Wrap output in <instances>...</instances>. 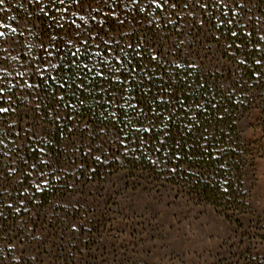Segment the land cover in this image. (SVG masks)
Listing matches in <instances>:
<instances>
[{
  "label": "trees",
  "instance_id": "trees-1",
  "mask_svg": "<svg viewBox=\"0 0 264 264\" xmlns=\"http://www.w3.org/2000/svg\"><path fill=\"white\" fill-rule=\"evenodd\" d=\"M253 1L246 0L243 11L230 5L204 13L189 9L191 16L173 13L169 17L167 10H154L146 0L137 4L88 0L90 6L79 11L69 0L63 5L57 0L55 6L52 0H3L0 87L4 92L0 93V107L9 111L0 113V160L8 157L12 162L9 169L20 175L18 187L12 190L18 195L12 200L16 212L4 210L8 217L13 215L11 226L16 214L37 197L19 195L38 175L40 147L50 156L47 160L54 161L48 173L60 162L76 161L90 170L87 177L92 181L103 182L124 172L127 178L165 184L197 196L206 205L240 213L247 206L243 180L250 161L237 128L238 116L251 106L255 91H264V62L255 63L264 52L254 47L259 44L264 49L260 0L254 1L257 20L242 22L244 9ZM237 10L243 15L235 14ZM169 18L174 22L169 23ZM218 21H223L219 27ZM187 22L192 26L194 47L181 43ZM77 25L90 30L96 40L90 39L83 47L78 42L66 44L61 37H72L79 30ZM204 26L210 34L202 33ZM53 35L56 40H50ZM77 47L81 51L73 56ZM241 59L245 63H239ZM73 61L95 66L93 72L99 68L108 79L83 69L75 82L60 88L62 81L52 77L71 72ZM112 76L127 83L121 85ZM82 80L89 91L77 89ZM25 81L34 87L29 89ZM111 93H116L115 98ZM61 96L63 100L57 103ZM113 112L115 116L110 115ZM85 123L95 125V136ZM43 125L38 138L37 130ZM144 126L149 130L143 131ZM100 128L105 132L100 133ZM75 138L80 141L76 152L63 151L65 143L75 146ZM34 163L35 169L31 167ZM3 173L0 170L3 177L10 175ZM53 191L51 187L38 192L37 202L48 199Z\"/></svg>",
  "mask_w": 264,
  "mask_h": 264
},
{
  "label": "rangeland",
  "instance_id": "rangeland-1",
  "mask_svg": "<svg viewBox=\"0 0 264 264\" xmlns=\"http://www.w3.org/2000/svg\"><path fill=\"white\" fill-rule=\"evenodd\" d=\"M254 1L244 9V24L258 18ZM184 24L183 43L194 47L191 23ZM259 28L264 31V25ZM202 33L210 34L207 26ZM252 102L237 122L250 161L243 180L247 206L240 213L206 205L165 184L127 178L124 172L92 181L90 170L76 161L60 162L48 173L50 161L40 164L38 173L44 176L34 179L39 187L32 181L19 196L54 191L42 202L35 197L16 214L12 227L13 215L4 210L14 209L18 195L12 190L20 175L9 169L8 157L2 158L0 170L10 175L0 174V220L6 221L0 223V264H264V91H255ZM44 127L37 130L38 138ZM74 142V147L65 143L63 151L74 154L80 141ZM39 151L40 159L50 157L44 147Z\"/></svg>",
  "mask_w": 264,
  "mask_h": 264
},
{
  "label": "snow or ice",
  "instance_id": "snow-or-ice-1",
  "mask_svg": "<svg viewBox=\"0 0 264 264\" xmlns=\"http://www.w3.org/2000/svg\"><path fill=\"white\" fill-rule=\"evenodd\" d=\"M3 0H0V3H2ZM59 4L63 5L65 3V0H58ZM104 3L107 2V0H103ZM121 2H123V0H121ZM131 2L133 4H137L139 2V0H131ZM146 2L151 5L154 6V10H160L162 13L165 12V10H167V14L170 17L171 14L175 13L176 16L181 17L184 15H192L191 11H186L189 9H199L201 10L202 13L207 12V10L209 8H216V9H228L230 5L234 6L235 8L240 9L241 11H243V8L245 6L246 0H146ZM53 6H55V4L57 3V0H52ZM69 3L71 5H76L77 6V11H79L81 8H85V7H89V2L88 0H69ZM67 9H65L66 11ZM95 10V9H94ZM140 12H144L145 11V7L144 5H140L139 8ZM75 14V13H74ZM149 15H151V13H149ZM224 15H227V12H224ZM81 20H85L84 16H80ZM92 19H95V17H92ZM151 22V21H149ZM169 23H173L174 21H172L170 18L168 19ZM73 23H75V21H73ZM86 23V21H85ZM223 21H218L217 23V27L220 26V24H222ZM228 23H232V20H229ZM77 29H79L78 31L73 33V36L70 38H65V37H61L62 39H65V43L68 45H73L78 42L81 47H83L84 45H87L88 41L91 40H96V37L92 35L90 30L87 29H80V26L77 25L76 26ZM15 31V30H13ZM4 33L0 32V36H3ZM232 36H236L237 33L235 31H233L231 33ZM262 40H264V36L261 37ZM50 40H56V36H51ZM105 44L108 43V41H104ZM181 43H183V41H181ZM128 47H131V45L129 44ZM254 47H256L257 51H261L264 52V49L261 48V46L259 44L254 45ZM81 49L80 47L76 48V51L72 53L73 56H77L80 53ZM49 55H51V53H49ZM96 55H99V53H96ZM153 60L157 59L156 55L152 56ZM262 62H264V56H262L261 58L256 59L255 63L256 64H261ZM239 63L243 64L245 63V61L243 59H241L239 61ZM52 68H56L55 64L51 65ZM70 69H72L71 72H65L63 74V76L61 77H52V79L55 80H60L62 81L59 84L60 88H64L65 84L68 83V81H73L75 82V79L79 76H81L82 74V70L83 69H87V73H92L94 76H100V77H104L105 79H108L107 77H105L104 72L100 71L99 68H96L95 72H93V67H89L87 64H82L80 62L77 61H73V63L69 66ZM177 67H179V65H177ZM111 71V69H110ZM116 72L120 71V68H116L115 69ZM132 71L134 72L135 69H132ZM36 73L38 75H43L42 73L39 72V69H36ZM26 73H18V75H25ZM84 79H87V74H84ZM112 80L117 81L119 84L123 85L127 83V80H121L119 76H112L111 77ZM89 83H91V81H88ZM25 84L27 85V87L29 89L33 88L34 86L32 84H28L27 81H25ZM70 86V85H69ZM77 89H83L85 92L89 91L88 88L85 87L83 80L81 81L80 84L76 85ZM101 91H107V89H101ZM125 91H127V89H125ZM4 92V87H0V93ZM74 94V93H73ZM111 95L113 96V98H115L116 93H111ZM60 100H63V96L57 98V103H59ZM79 103L81 105L85 104V100H80ZM71 107V105H68ZM133 108H135V106H133ZM13 111H15V109H12ZM9 111V108L6 107H0V113H7ZM110 115L115 116L116 114L110 113ZM138 115H144L147 116V113H138ZM153 115L155 117H159L160 113L158 112H153ZM130 122V121H129ZM3 123V118L0 117V124ZM84 127L88 128L90 131V135L95 136L97 134V130L95 129V125H91L88 123H85ZM140 129H137V131H139ZM149 127L148 126H144L143 127V131H148ZM100 133H104L105 129L100 128L98 130ZM110 138L115 139L116 135L115 134H109ZM0 143H2V141H0ZM41 151H43V149H41ZM96 159H99V157H96ZM40 164H44L47 165L48 163H50V161L44 160L42 157L39 160ZM32 168H36L37 165L34 163L31 165ZM13 171H15V169H13ZM39 177H43L44 173L43 172H39L38 173ZM42 183L46 182L41 180ZM33 183L35 184V180H33ZM36 187H39V184H35Z\"/></svg>",
  "mask_w": 264,
  "mask_h": 264
}]
</instances>
